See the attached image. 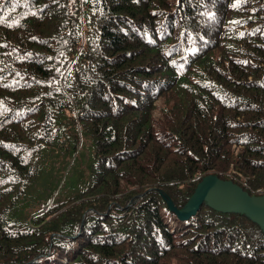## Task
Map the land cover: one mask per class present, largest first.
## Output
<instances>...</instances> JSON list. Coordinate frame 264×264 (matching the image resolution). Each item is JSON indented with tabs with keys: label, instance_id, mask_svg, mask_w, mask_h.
I'll return each instance as SVG.
<instances>
[{
	"label": "trees",
	"instance_id": "1",
	"mask_svg": "<svg viewBox=\"0 0 264 264\" xmlns=\"http://www.w3.org/2000/svg\"><path fill=\"white\" fill-rule=\"evenodd\" d=\"M59 130L84 188L7 222ZM210 174L264 194V0H0V264H264L247 214L170 206Z\"/></svg>",
	"mask_w": 264,
	"mask_h": 264
},
{
	"label": "rangeland",
	"instance_id": "2",
	"mask_svg": "<svg viewBox=\"0 0 264 264\" xmlns=\"http://www.w3.org/2000/svg\"><path fill=\"white\" fill-rule=\"evenodd\" d=\"M63 123V120L58 122L60 128ZM59 133L60 130L53 146L44 147L38 176L10 209L7 222L24 223L48 205L70 198L84 188L92 162L91 140L82 133L83 141L78 148L65 150L59 147L62 141Z\"/></svg>",
	"mask_w": 264,
	"mask_h": 264
},
{
	"label": "water",
	"instance_id": "3",
	"mask_svg": "<svg viewBox=\"0 0 264 264\" xmlns=\"http://www.w3.org/2000/svg\"><path fill=\"white\" fill-rule=\"evenodd\" d=\"M170 206L181 220L196 214L204 201L226 212L243 213L257 221L264 228V194L250 195L232 180H223L214 174L205 176L195 193L182 209L167 198Z\"/></svg>",
	"mask_w": 264,
	"mask_h": 264
}]
</instances>
